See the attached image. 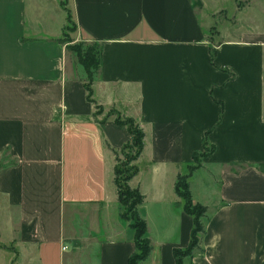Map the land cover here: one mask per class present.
<instances>
[{
  "label": "crops",
  "instance_id": "0c3cea01",
  "mask_svg": "<svg viewBox=\"0 0 264 264\" xmlns=\"http://www.w3.org/2000/svg\"><path fill=\"white\" fill-rule=\"evenodd\" d=\"M233 9L0 0V264H128L134 231L113 180L131 135L111 109L144 135L127 182L144 197L141 264H175L187 247L193 220L174 184L206 136L215 151L188 180L207 207L192 264H264V34L222 27ZM69 20L75 42L101 45L90 100L60 41Z\"/></svg>",
  "mask_w": 264,
  "mask_h": 264
},
{
  "label": "trees",
  "instance_id": "16d2710c",
  "mask_svg": "<svg viewBox=\"0 0 264 264\" xmlns=\"http://www.w3.org/2000/svg\"><path fill=\"white\" fill-rule=\"evenodd\" d=\"M60 41L67 44L66 49L68 51L75 53L77 63L84 69L88 76L89 84H91L95 73L99 71L101 45L94 42L71 44L72 41L70 40ZM85 89L88 93L87 99L90 100V85H85ZM115 123L119 126L126 127L128 133L131 135V141L124 145L121 150L135 149L134 154L129 158V163H132L137 159L143 149V132L132 118H121L119 115H116ZM214 151L215 147L208 142L206 136L202 151L193 154V164L187 167V173L178 175L176 178L174 184L175 194L182 200L183 211L192 218L193 226L187 247L173 249L175 264H192L194 256L203 251L200 244L201 237L205 233L204 219L206 218L207 207L193 201L188 180L195 171L202 167V160L210 156ZM116 157L117 152H115V158ZM125 165H123V167H125ZM259 170L264 172V165H260ZM136 172L137 168L134 165L130 168L127 166L126 170H121L118 166L114 168L113 181L117 189V200L121 206L120 216L129 222L130 227L134 231L135 252L128 258V264H141L149 257L152 250L150 240L145 237L147 232L146 222L138 213V207L143 203L144 197L138 189H131L127 185L129 179L133 177ZM120 176H122L121 179Z\"/></svg>",
  "mask_w": 264,
  "mask_h": 264
},
{
  "label": "rangeland",
  "instance_id": "374dc122",
  "mask_svg": "<svg viewBox=\"0 0 264 264\" xmlns=\"http://www.w3.org/2000/svg\"><path fill=\"white\" fill-rule=\"evenodd\" d=\"M234 3V9L233 11L228 14L226 13V17L228 18L227 21L223 24L225 27L229 30H243V31H250V32H259L260 34H264V0H230ZM65 1L61 2V5L64 6ZM227 7H230V4L227 3ZM62 15V14H61ZM217 22V27L220 25ZM216 30V28H214ZM75 27L73 23L69 20L67 22L66 28L63 32V41L70 40L72 41L71 44H77L79 42H75ZM256 33V34H259ZM254 34V35H256ZM70 59L73 60L74 65L76 68H79V76H81L82 81L84 82L85 85L89 86L91 88L92 83L95 81L97 77V73L94 75L93 82L89 84L88 76L82 67L77 63L76 55L75 53H70ZM112 115H119L117 114L116 110L111 109L108 111ZM114 113V114H113ZM121 117V116H120ZM135 149H125V150H119L117 152V157H116V166L119 167L121 170H126L127 166L130 168L133 166V162L129 163V158L134 154ZM4 157V155H2ZM3 157L0 159V164L2 163ZM126 164V165H125ZM125 165V167H123ZM122 176H120V179Z\"/></svg>",
  "mask_w": 264,
  "mask_h": 264
},
{
  "label": "built area",
  "instance_id": "2783aa9c",
  "mask_svg": "<svg viewBox=\"0 0 264 264\" xmlns=\"http://www.w3.org/2000/svg\"><path fill=\"white\" fill-rule=\"evenodd\" d=\"M65 249H66V246L63 247V250H65Z\"/></svg>",
  "mask_w": 264,
  "mask_h": 264
}]
</instances>
